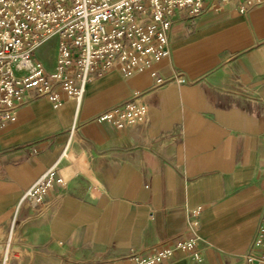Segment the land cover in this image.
<instances>
[{
  "label": "crops",
  "instance_id": "crops-1",
  "mask_svg": "<svg viewBox=\"0 0 264 264\" xmlns=\"http://www.w3.org/2000/svg\"><path fill=\"white\" fill-rule=\"evenodd\" d=\"M205 2L195 17L175 14L155 76L114 69L88 83L79 107L65 94L57 108L36 99L0 127V236L12 231L21 264H125L132 251L191 238L195 220L201 262L179 251L168 264H238L254 244L264 229V3L240 13ZM135 96L144 123L95 119ZM59 159L64 183L44 209L18 206Z\"/></svg>",
  "mask_w": 264,
  "mask_h": 264
},
{
  "label": "built area",
  "instance_id": "built-area-1",
  "mask_svg": "<svg viewBox=\"0 0 264 264\" xmlns=\"http://www.w3.org/2000/svg\"><path fill=\"white\" fill-rule=\"evenodd\" d=\"M205 1L0 0V127L16 122L18 111L36 99H48L57 108L65 94L79 107L88 83L114 69L125 76L150 70L155 76L153 66L170 55L169 32L175 14L184 11L188 18L195 17L206 6ZM229 2H235L239 12L246 13L264 0H215V5L220 8ZM52 38L57 39V51L55 67L48 70L36 51ZM147 115L146 104L135 96L95 119L124 128L144 123ZM77 129L75 122L70 139ZM59 162L24 191L18 206L44 209L45 196L53 184L64 183ZM198 224V220L193 221L191 238L176 239L144 254L132 251L125 264H168L179 251L201 262ZM263 231L238 264H264V254L259 251ZM24 256L11 230L0 236L1 264H21Z\"/></svg>",
  "mask_w": 264,
  "mask_h": 264
},
{
  "label": "rangeland",
  "instance_id": "rangeland-1",
  "mask_svg": "<svg viewBox=\"0 0 264 264\" xmlns=\"http://www.w3.org/2000/svg\"><path fill=\"white\" fill-rule=\"evenodd\" d=\"M57 39L52 38L51 40L45 42L36 51V56L40 59L44 65L48 68L55 63V56L57 51Z\"/></svg>",
  "mask_w": 264,
  "mask_h": 264
}]
</instances>
